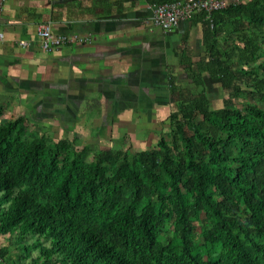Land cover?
<instances>
[{"label":"trees","instance_id":"trees-1","mask_svg":"<svg viewBox=\"0 0 264 264\" xmlns=\"http://www.w3.org/2000/svg\"><path fill=\"white\" fill-rule=\"evenodd\" d=\"M206 15H194L205 56L192 59L187 35L179 54L201 89L170 73L153 147L51 141L0 105V264H264V0Z\"/></svg>","mask_w":264,"mask_h":264},{"label":"crops","instance_id":"crops-1","mask_svg":"<svg viewBox=\"0 0 264 264\" xmlns=\"http://www.w3.org/2000/svg\"><path fill=\"white\" fill-rule=\"evenodd\" d=\"M169 1L5 0L0 13L4 112L28 121L33 115L45 117L36 119L39 131L70 132L71 137L60 138H74L91 149L99 148V139L107 134L111 146L106 148L124 149L130 143L153 147L174 108L170 73L177 84L189 87L179 62L183 37L187 35L193 60L205 56L198 17L182 19L169 30L151 22L148 5ZM39 24L90 40L44 51ZM211 79L203 75L205 87Z\"/></svg>","mask_w":264,"mask_h":264},{"label":"built area","instance_id":"built-area-1","mask_svg":"<svg viewBox=\"0 0 264 264\" xmlns=\"http://www.w3.org/2000/svg\"><path fill=\"white\" fill-rule=\"evenodd\" d=\"M5 0H0V13ZM224 0H173L169 2L152 3L148 8L152 11L151 22L162 30L175 27L180 20H190L200 10L208 14L215 9L224 7ZM37 35L40 47L44 51H52L62 45L89 42L90 37L78 33H56L49 24H39ZM2 33L0 32V39ZM25 45V41H18Z\"/></svg>","mask_w":264,"mask_h":264},{"label":"rangeland","instance_id":"rangeland-1","mask_svg":"<svg viewBox=\"0 0 264 264\" xmlns=\"http://www.w3.org/2000/svg\"><path fill=\"white\" fill-rule=\"evenodd\" d=\"M225 3H227L226 0H225ZM205 83H206V87H207V90H208V98H209L211 107L212 108H217V107L222 106L223 105V99H225L226 96L224 94H222V92L219 89V81L218 80L211 79V80H206ZM189 87H190V85H189ZM198 88L199 87H194L193 89L197 91ZM244 100H245L244 98L239 97V98H233L231 100V102H232V104L240 107L242 105V103H243ZM81 103L83 105H85L86 104V101H82ZM3 117L6 119V118H9L10 116L5 111ZM29 117H30L29 118V123H30V125H33L31 127L32 128H35L36 131H39L38 130L39 127H37V125L35 124L36 119L37 118L45 119V117H36L34 115L33 116H29ZM167 129H168L167 127H163L161 132L165 133L167 131ZM45 133H46V135L48 136V138L51 141H55L58 138L63 137V136L64 137H71V135H72V133H70V132H67V131L64 132L63 130L60 131L59 129L54 130L52 128H50L49 130L45 131ZM108 139H109L108 134H107V136L105 135L104 137H101L99 139L100 145L98 147L99 148L100 147L101 148H106V147H109V145L111 146V144L109 143ZM90 143H91V141H90ZM132 145H133V143H130L128 145H125L123 148L126 149V150H129V151L136 150V149L137 150L140 149L138 147H133ZM0 243H3V238L1 236H0Z\"/></svg>","mask_w":264,"mask_h":264}]
</instances>
